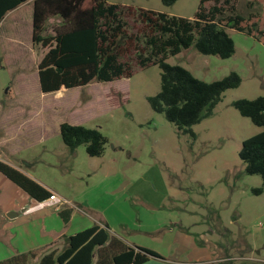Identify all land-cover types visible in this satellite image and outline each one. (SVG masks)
<instances>
[{"label": "rangeland", "instance_id": "obj_1", "mask_svg": "<svg viewBox=\"0 0 264 264\" xmlns=\"http://www.w3.org/2000/svg\"><path fill=\"white\" fill-rule=\"evenodd\" d=\"M107 2L192 18L200 0H178L170 7L161 0ZM236 12L251 32L227 28L235 43L230 58L203 55L192 46L168 59L205 82L231 72L242 79L238 88L223 94L211 117L193 126L195 139L149 106L147 98L160 90L157 66L137 70L129 79L63 87L50 94L40 90L37 67L34 73H17L19 83L14 80L21 111L49 112L35 121L46 128L40 133L37 127L33 139H44L51 152L41 156L66 174L64 179L50 175L53 187L67 198H78L86 213L109 224L117 236L162 257L146 264H222L227 257L235 263L264 264L239 259L264 260V248L255 249L258 229H264V182L259 175H248L239 158L242 142L263 129L232 105L264 97V0H238ZM58 24L50 19L46 35ZM45 52L36 45V65ZM65 122L100 131L108 140L104 154L90 157L84 145L71 152L59 132ZM259 188L261 194L256 193ZM63 246L50 251L59 253Z\"/></svg>", "mask_w": 264, "mask_h": 264}, {"label": "trees", "instance_id": "obj_2", "mask_svg": "<svg viewBox=\"0 0 264 264\" xmlns=\"http://www.w3.org/2000/svg\"><path fill=\"white\" fill-rule=\"evenodd\" d=\"M27 1L0 0V22ZM177 1L161 0L165 7ZM237 2L200 0L194 16L184 18L107 0H34L32 42L46 50L38 65L40 90L50 94L63 87L73 89L93 82L129 79L137 70L157 66L161 71L160 90L147 98L149 106L164 114L179 132L195 139L193 126L211 117L223 94L238 88L242 79L237 72H231L221 80L205 82L186 68L168 63V59L192 46L203 55L230 58L235 43L227 28L247 35L251 32L242 25L246 20L236 12ZM50 19H58L59 24L46 35ZM232 105L263 129L242 142L239 158L248 175H259L264 182V97L239 99ZM59 132L71 152L82 145L90 157H100L105 152L108 140L96 129L65 122L59 126ZM0 172L37 200L51 196L2 161ZM262 191L259 188L256 193ZM60 215L68 222L71 211L63 210ZM108 229L106 224H95L66 237L59 253L44 254L36 264H146L151 258L162 259L153 250L127 244ZM35 257L34 252L19 254L0 264H31Z\"/></svg>", "mask_w": 264, "mask_h": 264}, {"label": "crops", "instance_id": "obj_3", "mask_svg": "<svg viewBox=\"0 0 264 264\" xmlns=\"http://www.w3.org/2000/svg\"><path fill=\"white\" fill-rule=\"evenodd\" d=\"M33 1L10 11L0 22V161L19 170L57 198L37 200L0 172V261L30 252L40 259L53 252L50 249L55 245H64L66 237L105 223L86 213L78 198H67L53 187L50 175L64 179L66 174L59 172L60 165L41 156V152H51L44 139L40 138L38 143L33 139L37 127L40 133L46 128L45 123L35 121L45 119L43 116L49 112L46 109L21 111L24 108L20 106V99L13 95L14 80L18 83L21 80V74L17 73H34L36 67L38 71L43 57L36 65V45L32 42ZM23 78L29 76L23 74ZM22 132L25 138L20 137ZM63 210L71 211L68 222L60 215ZM108 230L117 236L110 226ZM119 238L129 245L140 246ZM257 241L255 249L264 248V229H258ZM245 247L247 251L252 250ZM225 259L235 263L234 258ZM239 259L264 262L244 255Z\"/></svg>", "mask_w": 264, "mask_h": 264}, {"label": "built area", "instance_id": "obj_4", "mask_svg": "<svg viewBox=\"0 0 264 264\" xmlns=\"http://www.w3.org/2000/svg\"><path fill=\"white\" fill-rule=\"evenodd\" d=\"M57 198V196L53 193V194H51V196H50V199L51 200H54V199H56ZM66 203H67V201H65ZM260 225H262V224H260ZM227 261V260H226ZM228 261H230V260H228Z\"/></svg>", "mask_w": 264, "mask_h": 264}]
</instances>
